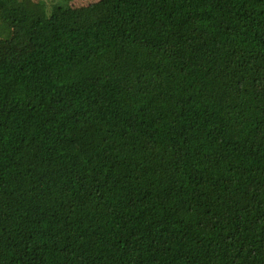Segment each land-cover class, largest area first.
<instances>
[{
	"label": "trees",
	"instance_id": "16d2710c",
	"mask_svg": "<svg viewBox=\"0 0 264 264\" xmlns=\"http://www.w3.org/2000/svg\"><path fill=\"white\" fill-rule=\"evenodd\" d=\"M0 264H264V0H0Z\"/></svg>",
	"mask_w": 264,
	"mask_h": 264
},
{
	"label": "rangeland",
	"instance_id": "374dc122",
	"mask_svg": "<svg viewBox=\"0 0 264 264\" xmlns=\"http://www.w3.org/2000/svg\"><path fill=\"white\" fill-rule=\"evenodd\" d=\"M17 9L33 14H49L54 6H83L97 0H9ZM31 50L30 43L18 30L0 33V63L13 65L24 60Z\"/></svg>",
	"mask_w": 264,
	"mask_h": 264
}]
</instances>
